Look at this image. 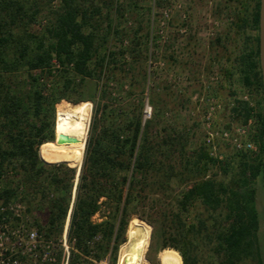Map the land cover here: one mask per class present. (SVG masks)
Returning a JSON list of instances; mask_svg holds the SVG:
<instances>
[{
  "label": "trees",
  "instance_id": "1",
  "mask_svg": "<svg viewBox=\"0 0 264 264\" xmlns=\"http://www.w3.org/2000/svg\"><path fill=\"white\" fill-rule=\"evenodd\" d=\"M259 5L254 0L250 20L239 17L238 28L249 24L255 34L235 60L242 88L257 98L253 106L237 98L230 108L236 122L253 117L251 138L258 149L233 151L218 163L205 145L189 146L188 129L160 125L155 133L153 126L162 121L154 92L153 117L142 122L140 94L147 71L134 66L147 57L148 33L138 27L137 41L114 45L117 49L107 42L112 31L118 34L111 13L122 16L123 5L115 0H0V199L8 201L19 192L27 211L43 216L35 225L45 240L58 241L68 223V264H102L105 258L115 264L133 214L153 227L161 224L164 250L159 254H176L160 256V264H201L202 243L211 247L210 264H264ZM104 19L107 29L101 28ZM127 53L125 70L121 60ZM93 80L98 89L87 96L93 108L84 153L87 128L69 120L61 133L73 139L62 144L80 154L79 163L83 154L76 176L75 167L50 163L58 134L56 103L85 96L80 88ZM133 224L129 221L127 233ZM59 259L60 252L56 264Z\"/></svg>",
  "mask_w": 264,
  "mask_h": 264
},
{
  "label": "rangeland",
  "instance_id": "2",
  "mask_svg": "<svg viewBox=\"0 0 264 264\" xmlns=\"http://www.w3.org/2000/svg\"><path fill=\"white\" fill-rule=\"evenodd\" d=\"M177 1L181 3L180 10H173L165 27L160 32L158 10ZM244 1L115 0V3L123 5L125 9L122 16H114V13H111V16L114 17L112 26L118 30V34L110 30L111 35H107L109 47L117 49L116 46L120 44L128 45L132 40L137 41V36L135 37L134 33L138 27H142L143 32L148 33L147 57L145 59L140 57L134 67H136V71H140L142 68L147 71L145 89L140 94V100L143 103L142 122L153 117L154 108L150 102L153 92L155 93L154 97L159 100L158 105L161 109L158 111V119L162 121V124L153 126L155 133L158 134L160 125L188 129L189 146L198 147L201 144L204 145L202 121L208 98L213 97L222 104V110L217 113L214 120L215 125L219 128L240 123L232 120L229 116L235 99H243V96L247 95L248 100L254 105L257 95L252 90L242 88L238 73L235 72L236 58L246 44L248 47L252 45L255 34L249 24L243 29L238 28L239 17L246 16L250 20L253 11L254 0L248 1L246 11ZM183 11L186 13L185 18L181 15ZM41 13L44 14L43 11ZM214 21L217 22V25L215 28H211ZM107 26L108 22L104 19L101 28L107 29ZM34 27L38 28L37 25ZM182 28H184L183 31ZM114 45H116L115 48ZM125 57L126 61L123 58L121 60L124 63L130 60L128 53L125 54ZM124 66L125 70H128L126 63ZM226 71H229L230 75ZM211 77L214 78L211 79ZM96 84L95 80L87 81L80 88L85 96L73 95L64 98V101L60 99L56 103L55 129L58 133L57 137L58 135L63 136L61 133L66 130L65 122L69 120L78 123L82 129L87 128L83 141V153L93 108L92 100L87 96L96 92L98 89ZM166 93H172L173 98H168ZM166 101L167 106L165 107L164 102ZM146 103L151 106V114L150 117L143 120V108ZM252 129L253 126L251 133ZM54 143L56 152L51 156L50 163H66L75 167L77 176L81 168L83 154L79 163L81 156L78 152L64 149L63 144L57 143L56 140ZM220 151L224 154V159L235 150L221 143ZM222 160L217 162L220 163ZM19 198L26 205L27 211V204L19 192L10 200L15 201ZM27 215V220L29 223L31 222L30 225L33 228L37 229L35 225L37 218L43 222V216L35 210L27 211ZM129 221L134 224L127 233ZM129 221L124 235L126 242L120 244L115 264H139L141 258H144L149 264H160V256L176 254L166 251L159 254L164 250L160 249L161 224L159 222L153 227L137 214L131 215ZM16 222L14 220L13 224ZM259 236L264 241L262 216L260 217ZM99 239L100 236L97 240ZM210 249L209 244H201V264H210L208 255ZM59 252L58 264H61L62 249L60 248L55 250L56 262ZM56 262L52 264H56ZM101 263L109 264L107 258L103 259ZM24 264L32 263L25 261Z\"/></svg>",
  "mask_w": 264,
  "mask_h": 264
},
{
  "label": "built area",
  "instance_id": "3",
  "mask_svg": "<svg viewBox=\"0 0 264 264\" xmlns=\"http://www.w3.org/2000/svg\"><path fill=\"white\" fill-rule=\"evenodd\" d=\"M180 8L181 3L177 1L158 10L160 32L165 27L173 10H180ZM181 15L185 18V11ZM216 25L217 22L214 21L211 28H215ZM181 30L183 31L184 28ZM213 78L211 77V79ZM243 100L253 106L247 95L243 96ZM221 110L222 104L219 101L213 97L207 99L202 128L203 143L207 147L208 154L217 161L222 160L224 154L220 151L221 143L230 146L235 151H256L258 143L251 138L253 117H249L244 123L219 128L215 125L214 120ZM150 114L151 106L146 103L143 108V120L150 117ZM230 114L229 111V116ZM27 219L26 205L20 198L5 202L0 199V264H24L25 261H30L32 264H52L56 262L55 250L57 248L62 249L61 264H68L70 243L67 239V228H64L58 241H48L36 228L30 225L31 222L29 223ZM14 220L17 221L15 224H13ZM98 238L99 236L94 240ZM92 243L93 240L90 241V244Z\"/></svg>",
  "mask_w": 264,
  "mask_h": 264
},
{
  "label": "water",
  "instance_id": "4",
  "mask_svg": "<svg viewBox=\"0 0 264 264\" xmlns=\"http://www.w3.org/2000/svg\"><path fill=\"white\" fill-rule=\"evenodd\" d=\"M259 3V64L262 76V107L264 120V0H259ZM55 140L57 143H62L70 142L73 139H71L70 137H63L61 135H58V137H56L55 135Z\"/></svg>",
  "mask_w": 264,
  "mask_h": 264
},
{
  "label": "crops",
  "instance_id": "5",
  "mask_svg": "<svg viewBox=\"0 0 264 264\" xmlns=\"http://www.w3.org/2000/svg\"><path fill=\"white\" fill-rule=\"evenodd\" d=\"M139 264H149V263L144 258H141Z\"/></svg>",
  "mask_w": 264,
  "mask_h": 264
}]
</instances>
